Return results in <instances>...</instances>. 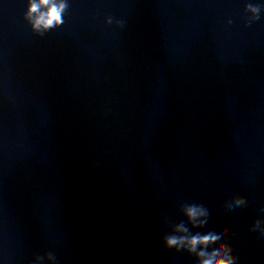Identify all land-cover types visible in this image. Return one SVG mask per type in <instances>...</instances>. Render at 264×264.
Returning <instances> with one entry per match:
<instances>
[{"label":"water","instance_id":"95a60500","mask_svg":"<svg viewBox=\"0 0 264 264\" xmlns=\"http://www.w3.org/2000/svg\"><path fill=\"white\" fill-rule=\"evenodd\" d=\"M29 2L0 0V264H197L181 221L264 264V0H66L43 34Z\"/></svg>","mask_w":264,"mask_h":264},{"label":"clouds","instance_id":"9594fccd","mask_svg":"<svg viewBox=\"0 0 264 264\" xmlns=\"http://www.w3.org/2000/svg\"><path fill=\"white\" fill-rule=\"evenodd\" d=\"M68 7L66 0H37V2L30 0L26 18L31 22L33 30L43 34L45 31L63 25L64 13ZM245 8L253 13L245 26H250L259 20L261 13L264 12V4L260 3L249 2ZM106 23H112L111 16L107 18ZM118 23L122 24L123 22ZM226 23L231 25L233 21L228 19ZM246 204L245 197L237 196L227 202L225 208L227 211H235ZM180 212L186 218L187 224H191L193 228H201L208 223L209 211L201 204L181 203ZM261 212H264V208L261 209ZM165 223H168L167 218H165ZM169 226L171 232L162 238L165 248L175 249L177 252H187L189 255L195 256L197 264H236L238 257L233 255L231 246L220 242L227 233V229L222 228L219 232L210 230L204 234L199 232L193 234L183 221ZM252 231H259L260 235L264 237V219H257L252 226ZM212 245L218 246L209 251ZM45 257L57 264L56 256L51 251L44 255H37L35 259L43 260Z\"/></svg>","mask_w":264,"mask_h":264}]
</instances>
